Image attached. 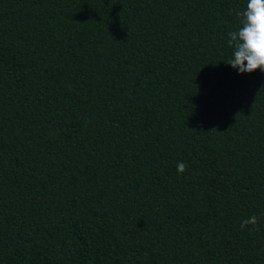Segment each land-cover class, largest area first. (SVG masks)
<instances>
[{"label":"trees","instance_id":"16d2710c","mask_svg":"<svg viewBox=\"0 0 264 264\" xmlns=\"http://www.w3.org/2000/svg\"><path fill=\"white\" fill-rule=\"evenodd\" d=\"M246 2L0 0V264H264Z\"/></svg>","mask_w":264,"mask_h":264},{"label":"clouds","instance_id":"9594fccd","mask_svg":"<svg viewBox=\"0 0 264 264\" xmlns=\"http://www.w3.org/2000/svg\"><path fill=\"white\" fill-rule=\"evenodd\" d=\"M240 26L228 33V46L233 49L227 65L239 74L264 72V0H247L246 9L238 14ZM178 174H183L188 165L177 162ZM259 220L256 215L243 219L240 229L251 226L254 230Z\"/></svg>","mask_w":264,"mask_h":264}]
</instances>
